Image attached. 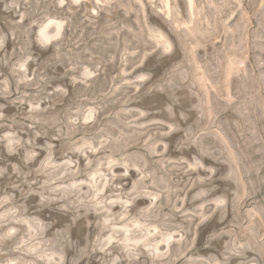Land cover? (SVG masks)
Masks as SVG:
<instances>
[{"label":"rangeland","instance_id":"374dc122","mask_svg":"<svg viewBox=\"0 0 264 264\" xmlns=\"http://www.w3.org/2000/svg\"><path fill=\"white\" fill-rule=\"evenodd\" d=\"M0 264H264V0H0Z\"/></svg>","mask_w":264,"mask_h":264}]
</instances>
